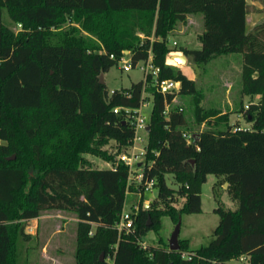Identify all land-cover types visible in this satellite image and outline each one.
<instances>
[{
    "label": "trees",
    "instance_id": "16d2710c",
    "mask_svg": "<svg viewBox=\"0 0 264 264\" xmlns=\"http://www.w3.org/2000/svg\"><path fill=\"white\" fill-rule=\"evenodd\" d=\"M196 12L203 14L202 46L181 50L200 67L218 55L243 54L241 93L250 99L237 111L250 128L238 130L230 112L205 108L196 80L167 62L170 32ZM249 12L248 0H0V264L18 263L24 223L15 220L51 208L76 212L77 264H230L242 254L244 264H264V19L250 28ZM126 51L133 67L151 53L158 79L176 80L179 89L162 93L150 74L111 92L100 75ZM178 94L193 96L194 122L207 127L189 130L186 112L173 105ZM148 100L138 184L129 180V166L102 147L110 140L120 148L132 144L125 108ZM87 153L112 167L87 165ZM168 173L177 187L167 183ZM210 173L223 176L238 201L235 210L215 209L213 240L197 249L188 239L179 240V250L163 242L144 248L140 240L159 230L164 215L177 223L183 213L202 211ZM148 179L158 195L149 209L142 195L134 228L119 232L127 191L144 192Z\"/></svg>",
    "mask_w": 264,
    "mask_h": 264
},
{
    "label": "rangeland",
    "instance_id": "374dc122",
    "mask_svg": "<svg viewBox=\"0 0 264 264\" xmlns=\"http://www.w3.org/2000/svg\"><path fill=\"white\" fill-rule=\"evenodd\" d=\"M259 2L264 7V0H259ZM252 10L253 5L250 4V11ZM5 15L7 16V13ZM192 15L194 16L191 24L188 21L178 22L176 28L170 32L168 45L172 50L168 54L167 62L181 68L188 77H194L193 79L196 80L198 87L205 95L202 102L205 108L215 107L223 112H230L231 123H239L243 128H250V123L246 121L244 115L237 111L241 106V102L248 103L249 101V96L241 93V70H236L237 67L242 68L243 66L242 53L233 52L216 56L201 67L192 63L189 57L183 63L172 58V55L176 52H181L180 55H182L183 51L181 49L184 47L198 49L202 46L198 36L204 29L203 14L196 12ZM7 20L10 21L9 18ZM11 26L16 33L19 31L20 27L18 25L11 24ZM104 76L108 89L112 91L130 87L133 82L143 80L144 71L141 67L124 70L122 63L119 62L111 67ZM173 105L183 108L186 112L190 131L207 127L205 123L199 127L194 122L193 96L178 94L173 101ZM152 107L151 100H148L143 107L142 115L146 117L147 121L150 119ZM139 144L136 151L140 150L141 144ZM130 146L120 148L115 140H110L102 148L107 150L109 154L119 157L121 154L129 152ZM85 157L88 162L87 165L93 167L111 168L113 164L94 154L87 153ZM139 159L144 160L145 155H141ZM138 171L139 168L136 164L131 174L133 179ZM166 178L171 187L178 186L172 173H168ZM222 179L223 176L214 173L208 174L206 182L202 184V211L183 213L181 216L182 223L179 238L188 239L190 249L206 246L213 240L215 228L220 221L219 214L215 212L217 207L222 206L233 210L238 207V201L231 197L227 189L228 185L226 186V182L221 183ZM157 195L158 191L155 187L145 191L142 202L143 207L149 209L151 200ZM140 199V192L127 191L124 209L133 210ZM182 201L183 199L180 198L177 205L181 206ZM15 222L24 223V232L16 238L17 264H77L75 252L78 218L75 211L58 208L45 209L37 218L15 220ZM175 226L176 222L172 217L164 215L161 218L159 230H150L143 237V240L147 244L157 245L163 242L169 245V238ZM59 229L62 231H59ZM230 264L240 263L237 260H231Z\"/></svg>",
    "mask_w": 264,
    "mask_h": 264
},
{
    "label": "built area",
    "instance_id": "2783aa9c",
    "mask_svg": "<svg viewBox=\"0 0 264 264\" xmlns=\"http://www.w3.org/2000/svg\"><path fill=\"white\" fill-rule=\"evenodd\" d=\"M174 44H176V42H174ZM128 53L126 52V55L123 56L120 60V62L122 63V68L124 70H130L131 68H133L132 58ZM137 67H141L143 69L144 80H146L150 74L153 75L156 78L158 89L164 94L169 91L178 90L180 87V83L176 80L158 79L160 68L154 64L151 53L148 59L145 61H140L137 64ZM111 92H113V90ZM146 103L147 101L142 102L140 107L134 110L131 108H125L128 115L132 118V123L135 129V135H134L132 144L130 146L129 152L123 153L118 157V159L123 160L129 166V171H130L129 180L132 182L134 181L138 184L141 181H143V177H144V170H143L144 160L139 159V157L141 155H145L146 153V143H147L146 131H147V126H148V121L146 120V117L142 115L143 107L146 105ZM119 109H120L119 107L115 108V112H118ZM168 109H169V106L167 105L165 112H168ZM241 128L243 127L242 126L236 127V129L238 130ZM185 135L188 138L191 137V134L186 133ZM139 143L141 144V146L139 147L140 150L136 151V147ZM136 164L138 165L139 171L136 177L133 179L131 177V174ZM143 185H144V192L147 190H151L154 187V179L146 180L145 182H143ZM138 192L141 193V196L144 195V192H142V190H138ZM139 202H137L133 210L123 209L120 215V218L116 224V227L119 230V232H124V231L129 232L130 230L134 228L135 215L137 214L140 208ZM140 243L144 248L147 247L148 245L147 242L143 240V238L140 240ZM232 260H237L240 264H244L245 262H247V256L245 254H242L238 258L232 259Z\"/></svg>",
    "mask_w": 264,
    "mask_h": 264
},
{
    "label": "crops",
    "instance_id": "0c3cea01",
    "mask_svg": "<svg viewBox=\"0 0 264 264\" xmlns=\"http://www.w3.org/2000/svg\"><path fill=\"white\" fill-rule=\"evenodd\" d=\"M248 3L249 4H251V5H253V10L252 11H250L249 13H248V25H249V27L251 28V27H253L255 24H257L258 22H260V21H262L263 19H264V7L260 4V2H259V0H252V1H250V0H248ZM193 16L194 15H192V14H190V15H188V17H187V20L186 21H188L190 24L192 23L191 21H192V19H193ZM202 33V32H201ZM200 33V34H201ZM199 34V35H200ZM199 37V36H198ZM199 39H200V37H199ZM202 43V42H201ZM180 53L181 52H176V53H174L173 55H172V58H174L176 61H179L178 59L179 58H181V56L182 55H184V54H182V55H180ZM219 56V55H218ZM186 59H187V57H186ZM180 62V61H179ZM184 61H182L181 63H183ZM240 67V66H239ZM237 67L236 68V70H238V71H242V68L240 67ZM233 69H235V68H233ZM232 69V70H233ZM240 73V72H239ZM190 77V76H189ZM190 78H194V77H190ZM259 96L257 95L256 96V99L258 98ZM249 99H250V96H249ZM244 103H247V102H244ZM59 231H62L61 229H59ZM62 251H64L63 249H62Z\"/></svg>",
    "mask_w": 264,
    "mask_h": 264
},
{
    "label": "water",
    "instance_id": "95a60500",
    "mask_svg": "<svg viewBox=\"0 0 264 264\" xmlns=\"http://www.w3.org/2000/svg\"><path fill=\"white\" fill-rule=\"evenodd\" d=\"M128 52V51H126ZM180 62L182 61H185L186 60V56L185 55H182L181 58L178 59ZM100 79H101V82H105V79H104V74H101L100 75ZM149 129V125L147 126V130ZM9 160L11 159H15V155H12V156H9L8 157ZM228 185V182H226V186ZM181 223H182V218L181 216H179V219L176 223V226H175V229L171 235V237L169 238V249L170 250H179L180 249V238H179V235H180V230H181ZM102 259H104V255L102 254Z\"/></svg>",
    "mask_w": 264,
    "mask_h": 264
}]
</instances>
